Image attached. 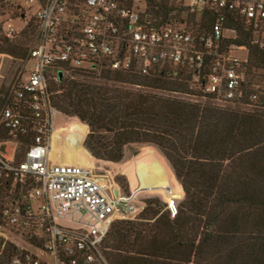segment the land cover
<instances>
[{
	"label": "built area",
	"instance_id": "2783aa9c",
	"mask_svg": "<svg viewBox=\"0 0 264 264\" xmlns=\"http://www.w3.org/2000/svg\"><path fill=\"white\" fill-rule=\"evenodd\" d=\"M25 1L38 5L26 60L34 67L4 96L0 136L20 146V138H33L20 161L0 147V191L8 183L9 191L25 190L17 199L9 191L1 196L0 264H110L104 244L112 224L135 219L145 201L100 166L55 160L50 82L64 65L98 74L135 68L144 75L182 67L221 107L258 108L264 70L251 68L249 47L234 42L239 34L227 24L243 22L252 45L264 52V0ZM16 8L24 10L19 3ZM10 21L0 14V40L26 29ZM179 201H166L172 219Z\"/></svg>",
	"mask_w": 264,
	"mask_h": 264
},
{
	"label": "trees",
	"instance_id": "16d2710c",
	"mask_svg": "<svg viewBox=\"0 0 264 264\" xmlns=\"http://www.w3.org/2000/svg\"><path fill=\"white\" fill-rule=\"evenodd\" d=\"M227 25L237 29L234 42L249 47L251 68L264 70V52L252 45L245 24L231 18ZM35 32L30 23L20 42L2 38L0 54L26 61ZM57 73L50 82L54 108L87 126L83 148L91 157L119 164L127 146H154L183 191L168 188L167 167L152 153L144 156V189L164 191L167 200L185 194L174 219L164 202L147 199L136 219L113 223L104 244L110 264H264V100L254 112L220 108L182 67L144 75L135 68L98 74L64 65ZM32 138H20L24 150ZM119 180L129 192L127 180ZM10 188L1 189L0 200Z\"/></svg>",
	"mask_w": 264,
	"mask_h": 264
},
{
	"label": "rangeland",
	"instance_id": "374dc122",
	"mask_svg": "<svg viewBox=\"0 0 264 264\" xmlns=\"http://www.w3.org/2000/svg\"><path fill=\"white\" fill-rule=\"evenodd\" d=\"M18 3L23 6L24 10L19 11L16 8V5ZM2 5H0V14L3 15L4 18H10L11 21L9 24L12 25L16 30H21L24 27L27 28L26 24L28 22L29 24L33 23L35 25L33 16L38 10V5L27 4L25 0L14 1L12 3L4 2ZM25 13H26V18L21 19V16ZM229 35L230 34L227 33V36ZM11 40H14V42H17V43L20 42L22 40V33L17 34ZM33 45H34L33 39L27 43L28 48L33 47ZM33 67H34L33 62H29L27 64V61L16 60L10 55L0 54V96L1 98L4 99V96L8 92H10L14 86L18 85V83L20 84L22 80L26 81L28 79V74H29L28 71L32 70ZM193 84L194 85L192 86L196 87L197 89L199 88V84L195 82ZM176 97H180L181 99H184L187 101L202 102V100L193 98L190 96H176ZM213 103L220 108L222 106L219 102L215 100L213 101ZM226 108H231V107H226ZM258 109L259 108H252V109L243 108L241 110L246 111V112H250L249 110H252V112H254ZM84 125L85 124H83L82 122H80L79 120L75 118L65 117L57 113L54 114L53 126H52V130H53L52 140H53V144L55 142L54 147L56 149L55 150V160L56 161L72 160L68 163L84 164L85 162L83 161L88 160L86 159L85 151H84V148L82 147V141L85 136V131L86 130L89 131V129L85 125L86 130L85 131H83V129L81 130V128H85L83 127ZM62 139H63V146L60 147ZM0 147L3 148V150L7 153L6 155H8V157H11L12 159H15V160L17 158L18 161L22 159L21 155L24 152V149L20 145L6 140V138L5 139L1 138L0 136ZM144 148H148L147 149L148 152L151 151V152L156 153L161 159V161L166 164V167L169 168L173 172L171 166L166 161L165 157L156 147L150 146V145L149 146L148 145L147 146L129 145L125 148V156H124V160L122 161L121 166L113 167V169L105 168L107 171L110 172L109 173L110 179H113L117 184H119L124 191H125L124 186H123L124 184H122L119 179L123 177L124 179L127 180V178L124 175V171L128 170V168L130 167H134L135 155L138 154L140 151H142ZM85 164L88 165V163H85ZM142 171H143V167H141L138 173L141 175ZM127 183H128V180H127ZM168 188L170 189V187ZM24 192H25L24 189L15 191L12 188L11 191L8 192L9 194L8 196H10L11 198L14 197L15 199H17V198H20L22 194H24ZM131 192L132 191H130L129 189V192H126V193L129 194ZM183 196L185 197L184 192H183ZM137 198H139L140 200H144V201L147 199H159L162 202H164L163 192L162 191L159 192V190L146 191L144 193H139ZM182 200L179 201V204L181 203Z\"/></svg>",
	"mask_w": 264,
	"mask_h": 264
},
{
	"label": "crops",
	"instance_id": "0c3cea01",
	"mask_svg": "<svg viewBox=\"0 0 264 264\" xmlns=\"http://www.w3.org/2000/svg\"><path fill=\"white\" fill-rule=\"evenodd\" d=\"M83 127H85V128H81V130L83 129V131H85L86 130V126L84 125ZM75 129H77V128H75ZM88 132H89L88 130L85 131V136H84V139L82 141V147H83V142H84ZM54 146H55V142L52 145V147H53V149L55 151L56 149H55ZM62 146H63V139L61 141L60 147H62ZM147 149L148 148H144L142 151H140L138 154L135 155V157H134V161H135L134 162V167H130V168H128V170L124 171V175L127 178L128 183H129L130 191H133L135 189H140L141 190L140 193L146 192V190L144 188H145V185H147V184H145V181L142 180V178L140 177V174L138 173V171L141 169V166H140L141 163L145 162V159H144L145 154L146 153H148V154L152 153V155L154 157H157L159 160H161L156 153L151 152V151L148 152ZM85 155H86V159H88V160L87 161H83V162L88 163L90 165L100 166L101 168H104V169L105 168L106 169L107 168L113 169V167H118V166H121V164H122V163L113 164V163H109V162H106V161L95 160L93 157H91V155L87 151H85ZM70 161H72V160H66V161H62V162H70ZM167 170H168V174H169L168 177H167V180H166L167 186L170 187L171 189H173L174 191H177V192L180 191L181 192L182 191L181 186L178 183V181L176 180V177H175L174 173L169 168H167ZM131 180H133V184H132ZM153 184L160 185L159 182H155ZM183 198H184V196H182L180 200H182ZM163 201L166 203L167 198L163 197Z\"/></svg>",
	"mask_w": 264,
	"mask_h": 264
},
{
	"label": "bare ground",
	"instance_id": "6f19581e",
	"mask_svg": "<svg viewBox=\"0 0 264 264\" xmlns=\"http://www.w3.org/2000/svg\"><path fill=\"white\" fill-rule=\"evenodd\" d=\"M140 166L143 167L144 166V162H142Z\"/></svg>",
	"mask_w": 264,
	"mask_h": 264
},
{
	"label": "water",
	"instance_id": "95a60500",
	"mask_svg": "<svg viewBox=\"0 0 264 264\" xmlns=\"http://www.w3.org/2000/svg\"><path fill=\"white\" fill-rule=\"evenodd\" d=\"M22 18H25V16L23 15Z\"/></svg>",
	"mask_w": 264,
	"mask_h": 264
}]
</instances>
